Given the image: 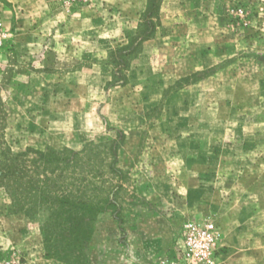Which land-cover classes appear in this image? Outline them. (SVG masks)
I'll use <instances>...</instances> for the list:
<instances>
[{"label":"rangeland","instance_id":"1","mask_svg":"<svg viewBox=\"0 0 264 264\" xmlns=\"http://www.w3.org/2000/svg\"><path fill=\"white\" fill-rule=\"evenodd\" d=\"M147 4L0 0V145L121 141L105 168L120 216L99 218L82 264H155L193 219L218 225L217 264H264V0H161L154 35L115 83L110 53ZM0 264H68L1 185Z\"/></svg>","mask_w":264,"mask_h":264},{"label":"trees","instance_id":"2","mask_svg":"<svg viewBox=\"0 0 264 264\" xmlns=\"http://www.w3.org/2000/svg\"><path fill=\"white\" fill-rule=\"evenodd\" d=\"M160 2L148 0L136 36L110 53L116 65L115 83L127 82L124 70L142 43L154 35ZM120 142L89 144L81 150L28 149L17 153L0 145V185L10 195L12 207L39 220L46 250L68 264L85 260L84 251L103 214L112 211L120 216V189L110 183L105 171L109 155L117 161ZM109 169L114 176L123 177L122 170Z\"/></svg>","mask_w":264,"mask_h":264},{"label":"built area","instance_id":"3","mask_svg":"<svg viewBox=\"0 0 264 264\" xmlns=\"http://www.w3.org/2000/svg\"><path fill=\"white\" fill-rule=\"evenodd\" d=\"M95 0H60L65 7L91 5ZM245 17L243 9L238 10ZM7 33L0 23V51L4 48ZM218 225L211 219H193L184 227L183 239L174 255L159 259L155 264H217L219 260Z\"/></svg>","mask_w":264,"mask_h":264}]
</instances>
